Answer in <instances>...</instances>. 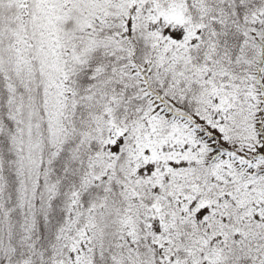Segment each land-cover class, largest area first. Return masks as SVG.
Returning <instances> with one entry per match:
<instances>
[{"label":"snow or ice","instance_id":"obj_1","mask_svg":"<svg viewBox=\"0 0 264 264\" xmlns=\"http://www.w3.org/2000/svg\"><path fill=\"white\" fill-rule=\"evenodd\" d=\"M0 264H264V0H0Z\"/></svg>","mask_w":264,"mask_h":264}]
</instances>
